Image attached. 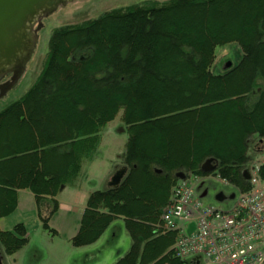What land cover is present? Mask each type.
Instances as JSON below:
<instances>
[{"label":"trees","instance_id":"obj_1","mask_svg":"<svg viewBox=\"0 0 264 264\" xmlns=\"http://www.w3.org/2000/svg\"><path fill=\"white\" fill-rule=\"evenodd\" d=\"M233 43L238 64L211 72L216 48ZM120 112L128 136L115 169L125 175L88 195L70 241L94 244L122 219L131 246L115 264H191L161 216L176 173L207 176L210 159L212 175L250 190V153H264V0L151 1L54 29L38 79L0 112V220L21 190L55 211ZM28 242L23 223L0 229L8 255Z\"/></svg>","mask_w":264,"mask_h":264},{"label":"rangeland","instance_id":"obj_2","mask_svg":"<svg viewBox=\"0 0 264 264\" xmlns=\"http://www.w3.org/2000/svg\"><path fill=\"white\" fill-rule=\"evenodd\" d=\"M151 1L164 2L167 0H72L60 5L52 12L40 13L30 33L26 30L32 42L30 58L25 63V68L21 77L16 81V85L9 87L5 94H0V112L19 100L38 79L47 56L48 40L54 29L95 19L112 9ZM241 56L242 51L235 43L217 47L215 62L210 70L216 75L223 73L230 66L237 65ZM4 79L3 82H7L10 77ZM252 99L253 97L248 101L250 104ZM121 116L122 112L102 130V145L95 154L98 162L106 157L114 159L123 157L128 134ZM250 156L256 158L259 155L250 153ZM98 171L93 168L83 175L85 176L82 179L83 190L106 188L105 184L99 186V181L94 177ZM188 181L198 195L206 192L202 202L222 210L230 209L234 200L231 196L234 194L237 197L240 192L216 175L191 177ZM220 195L221 197L218 198ZM19 198L22 205L11 215L0 220V229H12L17 223H23L29 242L22 250L12 255L6 254L0 243L1 264H115L131 246V238L124 221L116 219L97 243L75 247L70 240L79 227L83 211L79 205L71 204L67 208L59 207L58 204L57 209L53 211L54 204L51 199L44 198L36 203L33 197L25 193H21ZM45 220L49 228L44 227ZM186 228L190 230L192 224H187Z\"/></svg>","mask_w":264,"mask_h":264},{"label":"built area","instance_id":"obj_3","mask_svg":"<svg viewBox=\"0 0 264 264\" xmlns=\"http://www.w3.org/2000/svg\"><path fill=\"white\" fill-rule=\"evenodd\" d=\"M258 155L249 164L250 190L233 196L230 209L204 204L187 180L176 183L161 219L165 230L178 232L177 257L200 258L204 264H264V180L259 176L264 154Z\"/></svg>","mask_w":264,"mask_h":264},{"label":"water","instance_id":"obj_4","mask_svg":"<svg viewBox=\"0 0 264 264\" xmlns=\"http://www.w3.org/2000/svg\"><path fill=\"white\" fill-rule=\"evenodd\" d=\"M69 1L72 0H0V66L13 64L15 69L14 76L8 83L20 78L25 63L32 53V42L26 32L29 29L28 25L32 24L36 15L52 12ZM8 88L7 83L0 85V94H5ZM201 170L205 174L214 172L216 168L212 164V159L206 161ZM125 172L124 167L116 170L111 176L108 186H117L122 181ZM176 177L182 180L186 179L183 172L176 173ZM244 177L249 179L246 172ZM220 197L221 195L218 196V198Z\"/></svg>","mask_w":264,"mask_h":264},{"label":"crops","instance_id":"obj_5","mask_svg":"<svg viewBox=\"0 0 264 264\" xmlns=\"http://www.w3.org/2000/svg\"><path fill=\"white\" fill-rule=\"evenodd\" d=\"M101 145H102V135H101V141H100L99 147H101ZM99 147H98V150H99ZM120 162H121V157L118 158V159H114L112 157H106L104 160H101V162H98L97 157L95 155L94 159L91 162L86 163L84 165L82 173H81L76 185L73 186V187L66 186L58 193V195L56 196L55 199L57 200V202L59 204V207H67L68 208V207L71 206V204H76V205H79L84 210L88 195L92 191L98 190V189L94 188V189L83 190L82 189V185H83V180L82 179L85 177V176L83 177V175L85 173H89L90 169L96 168L99 171H98L97 175H94V177H95V179L97 181H99V183H100L99 186L105 184V186L108 187V182L110 181V178H111L112 174L116 170L115 167L119 166ZM21 193H25V195H29L30 197L34 198L33 194H31L29 191L21 190V191H19V195ZM19 195H18V206H17V209H19V207L22 205V202H21V200L19 198ZM205 195H206V192H205L204 195H203V193L201 195H198L196 193V196L198 198H200L201 200H202V198ZM47 199H49V198H47ZM118 220H122V219H118ZM110 226H111V224H110ZM107 229H106V231H107ZM4 230H6V229H4ZM106 231L104 232V234L106 233ZM104 234L95 243H97L104 236Z\"/></svg>","mask_w":264,"mask_h":264},{"label":"flooded vegetation","instance_id":"obj_6","mask_svg":"<svg viewBox=\"0 0 264 264\" xmlns=\"http://www.w3.org/2000/svg\"><path fill=\"white\" fill-rule=\"evenodd\" d=\"M39 15H36L32 21V24L28 25V28H29V29H27L28 33H30V31L32 30L34 21L36 20L37 16H39ZM11 68H12V70H11ZM14 70L15 69L13 68V64H2V66H0V85L4 84L5 81L3 82V80H5L4 78H6V77H10V79L7 82H5V83H7L8 87L16 85V81H13V82L8 84V82H10L12 80V77L14 76Z\"/></svg>","mask_w":264,"mask_h":264}]
</instances>
